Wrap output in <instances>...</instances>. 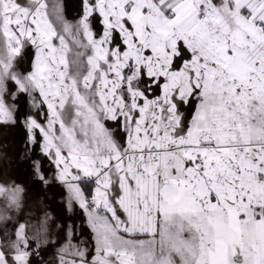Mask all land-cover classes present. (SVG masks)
Listing matches in <instances>:
<instances>
[{"label":"snow or ice","instance_id":"6c2138e0","mask_svg":"<svg viewBox=\"0 0 264 264\" xmlns=\"http://www.w3.org/2000/svg\"><path fill=\"white\" fill-rule=\"evenodd\" d=\"M74 8L0 0V264H264V0Z\"/></svg>","mask_w":264,"mask_h":264},{"label":"trees","instance_id":"16d2710c","mask_svg":"<svg viewBox=\"0 0 264 264\" xmlns=\"http://www.w3.org/2000/svg\"><path fill=\"white\" fill-rule=\"evenodd\" d=\"M0 130V148H4L5 155L0 154V168L2 167L3 163H9L10 169L13 171H16V173L21 178V184L26 186L27 190L31 193V196L33 198H36L38 200H33L34 202H40L42 200V196L40 195V188L38 185H34L31 175L28 172L27 165L21 162V157L23 156V153L26 151L24 147V141L26 139L25 133L22 128L16 127V128H10L9 131H4L3 134H1ZM7 158V159H6ZM51 196V193H49ZM31 200V201H32ZM39 207V206H38ZM38 207L31 206V209L33 210V213L26 212L27 215H33L37 212ZM51 208L54 210V214H59L61 212V208L57 202H53L51 204ZM79 218V219H78ZM80 224V216L79 213H77L76 217V223ZM77 223V225H78ZM57 231L56 229H53V232ZM55 238V237H53ZM52 255V252L49 251V257Z\"/></svg>","mask_w":264,"mask_h":264},{"label":"rangeland","instance_id":"374dc122","mask_svg":"<svg viewBox=\"0 0 264 264\" xmlns=\"http://www.w3.org/2000/svg\"><path fill=\"white\" fill-rule=\"evenodd\" d=\"M74 3H75V0H64V4L66 6V13L68 14L69 18H71L75 14ZM0 130H3V131H1V134H3L4 131H6V130L9 131L10 128H0ZM5 151L6 150L4 148L3 149L0 148V154L1 155L4 156L6 154ZM20 180H21V178L16 173V171H13L10 169L9 163L5 162L2 164V167L0 168V184H11L12 182L21 184ZM21 185L26 189V202H27L26 212L31 214V213H33L31 206L36 205L38 207L41 205V201L40 202H34L33 200H35L36 198H33L31 196V193L29 192V190H27L26 186H24L23 184H21ZM2 200H3V197H0V201H2ZM36 200H38V199H36ZM40 200H42V199H40ZM77 223H78V220H77ZM78 225H79V223H78ZM84 231L87 232V229H85Z\"/></svg>","mask_w":264,"mask_h":264}]
</instances>
